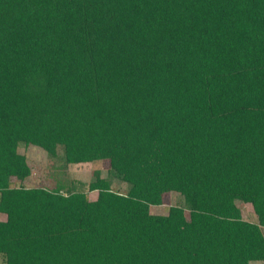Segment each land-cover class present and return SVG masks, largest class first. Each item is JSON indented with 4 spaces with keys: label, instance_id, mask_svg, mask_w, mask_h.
I'll list each match as a JSON object with an SVG mask.
<instances>
[{
    "label": "trees",
    "instance_id": "1",
    "mask_svg": "<svg viewBox=\"0 0 264 264\" xmlns=\"http://www.w3.org/2000/svg\"><path fill=\"white\" fill-rule=\"evenodd\" d=\"M0 215L5 264L264 262V0H0Z\"/></svg>",
    "mask_w": 264,
    "mask_h": 264
},
{
    "label": "rangeland",
    "instance_id": "2",
    "mask_svg": "<svg viewBox=\"0 0 264 264\" xmlns=\"http://www.w3.org/2000/svg\"><path fill=\"white\" fill-rule=\"evenodd\" d=\"M19 152L26 156L31 169V174L24 182H15L16 184H22L27 188L44 187L47 189H53L57 183H62L66 187H69L72 182H75V185L78 188L79 184H81V187L85 188L91 180V176L94 171H99L101 177L103 178L108 177V160L99 161L93 164H78L65 167L62 161L61 149H58L57 158H51L45 154L43 150L35 147L20 146ZM86 189L87 188L84 190L86 191ZM113 189L123 192L125 186L122 183L113 180ZM95 196V192H88V198L90 200H93ZM171 206H184L182 197L175 192L165 194L163 196L162 206H152L150 207V212L155 215H165L167 213V209ZM237 206L241 210L244 220L250 222L256 220L250 204L237 203ZM185 215L188 217L187 211L185 212ZM0 219L3 220V217H0ZM0 264H5L2 257H0ZM250 264H264V262L255 261Z\"/></svg>",
    "mask_w": 264,
    "mask_h": 264
},
{
    "label": "crops",
    "instance_id": "3",
    "mask_svg": "<svg viewBox=\"0 0 264 264\" xmlns=\"http://www.w3.org/2000/svg\"><path fill=\"white\" fill-rule=\"evenodd\" d=\"M0 217H1V218L3 217V220H2V221L5 220V216H4V215H0ZM256 262H258V261H256Z\"/></svg>",
    "mask_w": 264,
    "mask_h": 264
}]
</instances>
